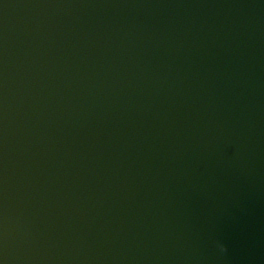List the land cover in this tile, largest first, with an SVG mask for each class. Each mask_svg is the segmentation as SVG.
I'll return each instance as SVG.
<instances>
[{
    "label": "water",
    "instance_id": "water-1",
    "mask_svg": "<svg viewBox=\"0 0 264 264\" xmlns=\"http://www.w3.org/2000/svg\"><path fill=\"white\" fill-rule=\"evenodd\" d=\"M0 264H264V0H0Z\"/></svg>",
    "mask_w": 264,
    "mask_h": 264
},
{
    "label": "clouds",
    "instance_id": "clouds-1",
    "mask_svg": "<svg viewBox=\"0 0 264 264\" xmlns=\"http://www.w3.org/2000/svg\"><path fill=\"white\" fill-rule=\"evenodd\" d=\"M219 247L221 248V250H223V248H224V246L221 244V245H219Z\"/></svg>",
    "mask_w": 264,
    "mask_h": 264
}]
</instances>
